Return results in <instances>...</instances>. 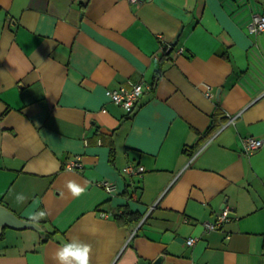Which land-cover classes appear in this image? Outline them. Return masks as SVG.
I'll list each match as a JSON object with an SVG mask.
<instances>
[{
  "label": "crops",
  "instance_id": "crops-1",
  "mask_svg": "<svg viewBox=\"0 0 264 264\" xmlns=\"http://www.w3.org/2000/svg\"><path fill=\"white\" fill-rule=\"evenodd\" d=\"M255 12L264 0H0V204L47 213L44 232L1 229L0 264H59L72 240L90 264H264V144L244 151L264 140ZM141 80L129 114L106 94Z\"/></svg>",
  "mask_w": 264,
  "mask_h": 264
},
{
  "label": "built area",
  "instance_id": "built-area-1",
  "mask_svg": "<svg viewBox=\"0 0 264 264\" xmlns=\"http://www.w3.org/2000/svg\"><path fill=\"white\" fill-rule=\"evenodd\" d=\"M135 1V0H134ZM249 31L252 33H260L264 31V13H257L255 12L252 15V20L249 24ZM162 38V37H161ZM164 44L165 51H169L173 46L171 42H168L164 39H161ZM183 51V48L179 49V53ZM146 83L144 81H130L128 85H121L117 88H110L106 91L107 96L116 104L120 105L127 114L131 113L139 98L144 92L146 88ZM209 88V86H208ZM137 89H142L139 93ZM208 94L211 95L212 93L208 89ZM240 114H229L227 123L223 124L221 127L225 128L227 125L234 123L237 117ZM221 128V129H222ZM264 144V140L259 137L255 136H248L244 142V151L247 154H253L258 149H260ZM65 167L70 170L80 169L82 167V158L80 155H76L73 159L66 162ZM123 171L129 174H139L144 171V166L142 165H134L128 164L123 168ZM98 184L104 187L109 193H112L115 190V186L109 180H101L98 181ZM229 207H226L222 213H220L215 221L207 222L206 228L208 230H214L222 226L228 219H229ZM137 228H135L132 233L131 237L136 234ZM196 238H189L188 243L192 244Z\"/></svg>",
  "mask_w": 264,
  "mask_h": 264
},
{
  "label": "clouds",
  "instance_id": "clouds-1",
  "mask_svg": "<svg viewBox=\"0 0 264 264\" xmlns=\"http://www.w3.org/2000/svg\"><path fill=\"white\" fill-rule=\"evenodd\" d=\"M142 89H137L139 93ZM67 188L74 198L82 196L85 192V187L77 184L74 181H70L67 184ZM18 201H22V196L17 197ZM47 215L44 211H40L37 214L30 216L34 222L38 219L44 218ZM92 248L89 244L80 242L78 240H72L63 244L58 248L55 253V259L59 261V264H90V253Z\"/></svg>",
  "mask_w": 264,
  "mask_h": 264
},
{
  "label": "water",
  "instance_id": "water-1",
  "mask_svg": "<svg viewBox=\"0 0 264 264\" xmlns=\"http://www.w3.org/2000/svg\"><path fill=\"white\" fill-rule=\"evenodd\" d=\"M6 226L14 229L33 228L40 232H44V228L39 222L22 218L10 210L6 205L0 204V231ZM161 259L162 256L158 258V262Z\"/></svg>",
  "mask_w": 264,
  "mask_h": 264
},
{
  "label": "trees",
  "instance_id": "trees-1",
  "mask_svg": "<svg viewBox=\"0 0 264 264\" xmlns=\"http://www.w3.org/2000/svg\"><path fill=\"white\" fill-rule=\"evenodd\" d=\"M169 52L170 51L164 52L163 56L169 55ZM132 216H133L132 211L130 209H128V208H125L122 211V213L119 214L118 217L121 220H124L125 222H128V221H131L132 222V220H134ZM38 221L43 223L46 220L45 219H38ZM53 233L54 232H52V231L47 232L46 235L43 237L42 242H46L48 239H50L52 237Z\"/></svg>",
  "mask_w": 264,
  "mask_h": 264
}]
</instances>
